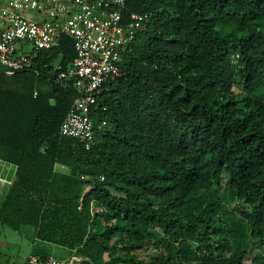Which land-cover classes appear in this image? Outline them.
I'll list each match as a JSON object with an SVG mask.
<instances>
[{
	"label": "trees",
	"instance_id": "obj_1",
	"mask_svg": "<svg viewBox=\"0 0 264 264\" xmlns=\"http://www.w3.org/2000/svg\"><path fill=\"white\" fill-rule=\"evenodd\" d=\"M134 14L90 149L61 135L69 36L39 72H0V158L17 166L1 223L91 264H264V0H127Z\"/></svg>",
	"mask_w": 264,
	"mask_h": 264
},
{
	"label": "built area",
	"instance_id": "obj_2",
	"mask_svg": "<svg viewBox=\"0 0 264 264\" xmlns=\"http://www.w3.org/2000/svg\"><path fill=\"white\" fill-rule=\"evenodd\" d=\"M0 1V72H39L35 62L41 52L58 48L63 36L73 40L76 57L72 64L63 69L54 63L52 70L59 82L72 84L79 94L65 116L61 135L78 139L90 149L95 139L92 108L103 87L121 75L123 58L132 51L148 16L125 18L127 0ZM16 172V165L0 158V187H10ZM25 264L91 263L78 256L59 260L31 255Z\"/></svg>",
	"mask_w": 264,
	"mask_h": 264
},
{
	"label": "rangeland",
	"instance_id": "obj_3",
	"mask_svg": "<svg viewBox=\"0 0 264 264\" xmlns=\"http://www.w3.org/2000/svg\"><path fill=\"white\" fill-rule=\"evenodd\" d=\"M2 2L0 1V6ZM237 94H242L240 85L235 87ZM6 188L0 187V208ZM88 189L86 193H89ZM101 209H98L100 211ZM31 255L59 260L70 259L75 254L68 248L42 242L35 238V230L23 226L16 230L0 221V264H25Z\"/></svg>",
	"mask_w": 264,
	"mask_h": 264
}]
</instances>
